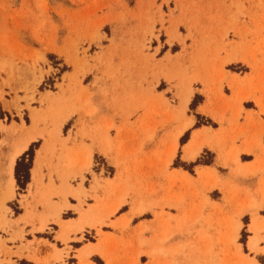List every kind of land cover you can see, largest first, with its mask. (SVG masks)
Returning <instances> with one entry per match:
<instances>
[{"label": "rangeland", "instance_id": "374dc122", "mask_svg": "<svg viewBox=\"0 0 264 264\" xmlns=\"http://www.w3.org/2000/svg\"><path fill=\"white\" fill-rule=\"evenodd\" d=\"M0 96V264L79 232L108 264L264 254V0H0Z\"/></svg>", "mask_w": 264, "mask_h": 264}, {"label": "crops", "instance_id": "0c3cea01", "mask_svg": "<svg viewBox=\"0 0 264 264\" xmlns=\"http://www.w3.org/2000/svg\"><path fill=\"white\" fill-rule=\"evenodd\" d=\"M78 143H79V139H78ZM30 144H29V146H30ZM29 146H28V148H29ZM79 147L85 148L86 150H88V152L90 151V153L92 154L91 156L93 158L95 157V153L97 151L96 150L97 148H96L95 145H92V144H90L88 142H85V143H81L80 142V144H77V147L76 148H79ZM76 148H74V149L76 150ZM197 148L198 149H201V151H202V148L200 147V145H196V144H193V143H191L190 145H188V147L186 149V154H188V155H186V162L193 161L198 156L199 153L196 156H194V158H191L190 157V155L192 154V152L195 149H197ZM27 149H25V150H27ZM21 154H19L18 156H16V158H14L13 169H14V166H15L16 159ZM93 158H92V163H93ZM35 172L36 171H34L33 173H35ZM123 202L124 201L121 200L119 203H123ZM78 219L79 218H75V219H72V220H69V221H65V222L66 223L71 222V221L77 222ZM85 221L86 220L83 219L80 222L81 225L77 228L78 231H81L84 228V226L86 225V222ZM85 232L88 233V232H92V231H89V229L86 228L85 229ZM81 238H82V234L80 232L79 233H76V234L72 233V234H70V242L67 243V245L64 246V244H63L62 246H60L59 244H57V245L56 244H51L52 247L45 248L46 250H44V248L40 249L41 252H42L40 254V258H41L40 262L38 263L37 261H33L31 263L32 264H46L45 263V260H46L47 261V264H70V260H71V261H74V262H72V264H89V261L92 260L97 255L103 259V257L101 256V254L98 252V251H101V248H97L96 247L98 245V242L81 243V242H79ZM250 240H251V248L253 249L252 243H255V247L257 246V239H256V237H255L254 234L252 236H250ZM54 246H57V247L54 248ZM67 248H71V250L68 251ZM96 248H97V250H96ZM63 251L66 252V253H68V256H64L63 257V253H62V257L63 258L62 259H59L60 256H61L60 255L61 254L60 252H63ZM25 254L26 253H24V257H22L20 260H24L26 258ZM17 262L18 261L16 260V263ZM104 262H105L104 264H108L106 260ZM114 264H120V260L118 258H116L114 260Z\"/></svg>", "mask_w": 264, "mask_h": 264}, {"label": "bare ground", "instance_id": "6f19581e", "mask_svg": "<svg viewBox=\"0 0 264 264\" xmlns=\"http://www.w3.org/2000/svg\"><path fill=\"white\" fill-rule=\"evenodd\" d=\"M192 97V93H188L187 95H185V97L183 98V101H182V105L183 107H186L188 102L190 101ZM0 99H1V96H0ZM186 127L189 126V124L185 125ZM37 134H30L28 133L24 138H23V144L21 145L20 149H19V154H21L25 149L28 148L29 144L35 140V136ZM107 144V143H106ZM200 149H195L192 154L190 155L191 158H194V156H196L198 153H199ZM188 155V154H186ZM11 164H12V171H13V164H14V158L12 159L11 161ZM91 164H92V156L91 154H88L85 158V160L82 162V167L81 169L82 170H88L90 167H91ZM80 170V169H79ZM10 184L8 185V196L11 198L14 196V191H13V188L12 186L14 185V182L15 180L13 179V176L10 175V180H9ZM66 189V188H65ZM122 203H119L118 206H116V208H114L111 212V214H114L117 210V208H119L121 206ZM141 213V211H140ZM127 222V221H126ZM252 247L255 248V243H252Z\"/></svg>", "mask_w": 264, "mask_h": 264}, {"label": "snow or ice", "instance_id": "6c2138e0", "mask_svg": "<svg viewBox=\"0 0 264 264\" xmlns=\"http://www.w3.org/2000/svg\"><path fill=\"white\" fill-rule=\"evenodd\" d=\"M225 91L227 92V88L225 89ZM192 109L193 112L199 111L198 109H196L195 107V103H193L192 105ZM103 113V109L100 110ZM193 119H195V117H193ZM112 134L113 136H115V129H112ZM187 140V137H185V141ZM185 141H180L179 144L175 145V147L177 149H180L181 147L186 148L188 145L185 144ZM101 157H103V154L101 153ZM179 159V156H178ZM101 162L103 163V159H101ZM126 210V209H125ZM262 215H264V213H262ZM249 225V219L245 218L242 222L241 221H237V229H244V232L241 233V236L243 237L241 243H243L244 241H247V234L251 233L252 229L250 227H248ZM245 252H248L249 249L246 247L244 249ZM89 264H104V260L99 257L98 255L96 257H94L92 260L89 261ZM140 264H148V262L146 260H142L140 262ZM252 264H264V254H261L258 259L253 260Z\"/></svg>", "mask_w": 264, "mask_h": 264}, {"label": "trees", "instance_id": "16d2710c", "mask_svg": "<svg viewBox=\"0 0 264 264\" xmlns=\"http://www.w3.org/2000/svg\"><path fill=\"white\" fill-rule=\"evenodd\" d=\"M18 182H19V180H18Z\"/></svg>", "mask_w": 264, "mask_h": 264}]
</instances>
